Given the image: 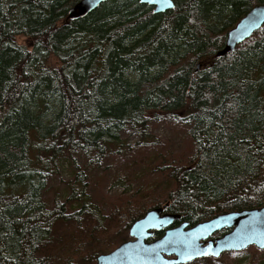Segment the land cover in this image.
<instances>
[{
    "label": "trees",
    "instance_id": "1",
    "mask_svg": "<svg viewBox=\"0 0 264 264\" xmlns=\"http://www.w3.org/2000/svg\"><path fill=\"white\" fill-rule=\"evenodd\" d=\"M78 1L0 0V264L51 262L41 249L58 224L75 232L60 264H95L153 208L193 226L263 206L264 25L217 53L264 0H172L155 14L138 0H107L70 20ZM164 121L185 130L187 150L160 155L144 189L107 202L105 213L73 160L66 198L43 200L64 156L81 154L93 168L157 149L148 126Z\"/></svg>",
    "mask_w": 264,
    "mask_h": 264
},
{
    "label": "water",
    "instance_id": "2",
    "mask_svg": "<svg viewBox=\"0 0 264 264\" xmlns=\"http://www.w3.org/2000/svg\"><path fill=\"white\" fill-rule=\"evenodd\" d=\"M107 0H79L68 11L71 19H81ZM162 13L174 8L172 0H138ZM264 25V4L253 6L227 32L221 57L234 51ZM153 208L136 220L128 230L129 239L108 253L95 258V264H187L202 258L217 259L223 253L241 252L248 247L264 250V204L260 208L219 214L207 221L189 226L179 215ZM227 230L212 239L218 231ZM155 232L162 235L154 240Z\"/></svg>",
    "mask_w": 264,
    "mask_h": 264
},
{
    "label": "rangeland",
    "instance_id": "3",
    "mask_svg": "<svg viewBox=\"0 0 264 264\" xmlns=\"http://www.w3.org/2000/svg\"><path fill=\"white\" fill-rule=\"evenodd\" d=\"M148 131L163 143L157 148H160L159 150L153 149L150 151H144L143 153H138V151L130 153L128 149V151L122 154L123 158L109 156L101 164H97L93 168L90 167L88 161L84 159L81 154L64 156L57 163V172L50 175L47 179L46 188L42 192L43 200L48 206H51L55 197H58L62 201L66 198L68 190L67 183L71 178L69 162L73 160H75L81 168H84L85 171H89L90 179L92 180V185L94 187L93 195L98 202H105L104 204L106 206H103V211L105 213L108 211L107 202L111 204L112 201L117 198L134 195L138 189H144L145 185L148 183L147 177H151L153 173H155L153 172V169L158 167L157 163L160 155H163L166 151L168 154L180 155L187 150L185 130L179 126H175L171 122L164 121L148 126ZM121 135L127 141L128 145H133L138 141L137 136L131 130H125ZM161 147H164V150L161 149ZM125 154H127V156ZM154 162L155 166L151 165ZM102 231L103 230L97 229L93 230L94 233H102ZM119 231L121 233V230ZM112 232L113 231L108 233ZM68 233L75 232L72 229L67 230L66 224H58L54 228L51 235V241L46 243L41 249L43 256L49 255L53 258L51 259L49 257L51 262L48 261L47 264H60L64 261L65 256L70 254V245H67V243L70 242V236H68ZM128 239L129 238L127 237L126 240ZM90 246H92L91 242L86 245L85 248L87 249ZM229 253H223L217 259L206 262L204 261L202 263L254 264L257 259L264 258V250H258L252 246L242 251V254L239 255L229 256L227 255ZM189 264H201V262L194 261Z\"/></svg>",
    "mask_w": 264,
    "mask_h": 264
},
{
    "label": "flooded vegetation",
    "instance_id": "4",
    "mask_svg": "<svg viewBox=\"0 0 264 264\" xmlns=\"http://www.w3.org/2000/svg\"><path fill=\"white\" fill-rule=\"evenodd\" d=\"M218 232H219V231H218ZM216 233H217V232H216ZM216 233H215V234H216ZM213 236H214V234L211 236V238H212V239H215V237H213ZM216 238H217V237H216Z\"/></svg>",
    "mask_w": 264,
    "mask_h": 264
},
{
    "label": "bare ground",
    "instance_id": "5",
    "mask_svg": "<svg viewBox=\"0 0 264 264\" xmlns=\"http://www.w3.org/2000/svg\"><path fill=\"white\" fill-rule=\"evenodd\" d=\"M172 2H173V1H172ZM69 10H70V9H69ZM69 10H68V11H69ZM171 10H172V9H171ZM67 17H68V16H67ZM68 19H70V20H74V19H71V18H69V17H68Z\"/></svg>",
    "mask_w": 264,
    "mask_h": 264
}]
</instances>
